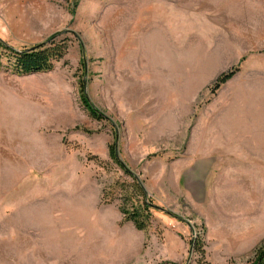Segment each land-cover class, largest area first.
Listing matches in <instances>:
<instances>
[{"label": "rangeland", "instance_id": "374dc122", "mask_svg": "<svg viewBox=\"0 0 264 264\" xmlns=\"http://www.w3.org/2000/svg\"><path fill=\"white\" fill-rule=\"evenodd\" d=\"M118 1L0 0L9 46L69 39L51 72L0 64V264H246L236 250L264 240V0H152L146 39L140 0ZM116 138L158 207L147 231L102 203ZM228 148L263 166L213 167Z\"/></svg>", "mask_w": 264, "mask_h": 264}, {"label": "trees", "instance_id": "16d2710c", "mask_svg": "<svg viewBox=\"0 0 264 264\" xmlns=\"http://www.w3.org/2000/svg\"><path fill=\"white\" fill-rule=\"evenodd\" d=\"M68 49L69 39L61 37L60 34L49 38L41 44L21 50L9 46L0 38V64L5 59V69H9L12 73L19 76L51 72L54 70L56 63L66 57ZM239 71V67H233L229 71L220 74L210 91L211 95H215ZM82 100L90 116L101 120V114L89 101L85 93V87L82 88ZM108 154L110 161L105 165L115 167L123 175L114 184L102 190V203L108 205L118 204V209L124 222L132 223L138 231H147L151 227L154 211L158 207L149 199L145 186L136 173L120 158L117 138L114 143L109 145ZM198 250L204 255L201 245L198 246ZM246 264H264V240L256 248L253 257Z\"/></svg>", "mask_w": 264, "mask_h": 264}, {"label": "crops", "instance_id": "0c3cea01", "mask_svg": "<svg viewBox=\"0 0 264 264\" xmlns=\"http://www.w3.org/2000/svg\"><path fill=\"white\" fill-rule=\"evenodd\" d=\"M221 3L223 4H227L228 0H220ZM119 3L120 0L118 1ZM141 4V7L139 8V12H138V17L140 19H142V28L140 29V35L142 36L141 38L142 39H146V38H149V35H150V25L151 23L149 24V22L147 20H150V19H145L147 17V15L149 16V13H148V9L146 7H144L145 5L147 4H151L152 5V0H140V3ZM150 6V5H149ZM129 11V9L127 8V12ZM143 15H146L145 17H143ZM148 23V24H147ZM144 24H147L146 26H144ZM221 153H220V156H212V161H213V167H217V168H227V167H233V165H231L230 161L234 158L236 160V162H239L243 165H246V164H249V165H255L256 166H263L262 165V158L261 157H258V156H251L249 155V153H247L246 151H243V155L241 154V156H239L238 154V151H234V150H231L230 148H228L227 150H220ZM134 226H130L128 227V231L132 233V231H135L133 229ZM133 229V230H132ZM135 233V232H133ZM140 234V233H139ZM262 242V238H256L255 240V244H250L249 247L247 248H238L236 250V253L235 255L236 256H240V255H245V254H253L254 251L256 250V248L261 244ZM132 242H130V240H123L122 241V244H131Z\"/></svg>", "mask_w": 264, "mask_h": 264}]
</instances>
